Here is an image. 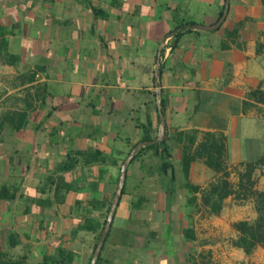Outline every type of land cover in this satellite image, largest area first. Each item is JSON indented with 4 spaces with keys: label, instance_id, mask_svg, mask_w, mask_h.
Instances as JSON below:
<instances>
[{
    "label": "crops",
    "instance_id": "1",
    "mask_svg": "<svg viewBox=\"0 0 264 264\" xmlns=\"http://www.w3.org/2000/svg\"><path fill=\"white\" fill-rule=\"evenodd\" d=\"M223 4L0 0V31L19 56L15 65L0 61V191L10 192L0 199V249L37 264L63 247L76 253L74 264L88 263L121 165L143 125L159 129L160 87L172 166L161 170L153 150L129 164L99 264H264V244L250 255L231 245L233 224L256 217L253 200H224L222 212L229 202L253 207L254 217L231 219L223 250L221 230L206 228L222 212L211 214L188 189L208 190L223 173L205 158L188 176L182 165L205 133H221L236 189L244 165L264 155V116L243 107L249 92L264 89V0H230L218 29L186 26L172 47L182 25L216 23ZM190 228L193 239L184 234Z\"/></svg>",
    "mask_w": 264,
    "mask_h": 264
},
{
    "label": "trees",
    "instance_id": "2",
    "mask_svg": "<svg viewBox=\"0 0 264 264\" xmlns=\"http://www.w3.org/2000/svg\"><path fill=\"white\" fill-rule=\"evenodd\" d=\"M225 7V0L223 9L219 15V19L223 14ZM194 25L193 22L186 23L181 26V31L174 34V42L172 47H175L176 41L185 33L182 32L186 26ZM187 32H192L191 29H187ZM19 60V56L10 51L8 47V41L5 39V32L0 31V61L5 64L15 65ZM160 70V68H159ZM247 99L243 103L244 110L254 109L257 113H261L264 116V89H256L247 94ZM162 111L165 116V103L162 99ZM160 118V116H159ZM160 124V121H159ZM151 127L150 124L143 125V136L142 141H150L157 137L158 127L153 131H148ZM225 136L221 133H205L203 140L196 146L194 152H187L184 154L182 159V165L185 169L186 176H188V168L196 158H205L206 165L213 169L215 172H222V176L217 179L216 183L210 185L208 190H199L197 186L188 187L190 193L193 194L192 200L195 201L194 194L200 193L203 205L211 214L219 215L223 209L224 200L234 195L236 199L247 200L252 199L254 202V209L256 217L253 220H242L235 222L233 228L237 231V237L231 241V245L234 248L242 249L245 254L250 255L259 246L264 244V188L258 189L257 185L259 182V176L264 177V155L254 161L247 162L244 165V170L239 173V182L236 189H232L231 184L228 181V172L225 171L224 155H225ZM191 141V145H193ZM165 140L161 143L144 146L142 147L133 157V162L138 158V155L147 150H153L155 155L161 158L159 168L165 171L167 168L172 166V155L169 152L168 147H164ZM159 149L161 151H159ZM98 153L92 154V162L98 160ZM70 167L67 169L69 170ZM260 173L257 175V173ZM119 178L117 179V183ZM124 193V189L122 194ZM10 192L5 185L1 187L0 199L4 200L9 198ZM111 203L108 204L106 214L110 209ZM105 219L100 231L95 237L93 245V253L96 248L98 241L100 240L101 234L106 224ZM187 239H193V230L186 229L184 231ZM17 235L14 234L11 238L10 247L15 248L17 246ZM105 243V242H104ZM92 253V255H93ZM92 255L88 260L87 264H90ZM77 255L74 251L60 248L56 254L46 255L42 261L37 264H74ZM101 256H99L96 264L100 263ZM26 257L14 258L11 253L0 249V264H25ZM192 264H198L195 261ZM201 264H212L210 261L202 262Z\"/></svg>",
    "mask_w": 264,
    "mask_h": 264
},
{
    "label": "water",
    "instance_id": "3",
    "mask_svg": "<svg viewBox=\"0 0 264 264\" xmlns=\"http://www.w3.org/2000/svg\"><path fill=\"white\" fill-rule=\"evenodd\" d=\"M229 6H230V0H225V7L223 10V14H222L221 18L216 23H214L212 25L196 24V25H192L191 27L202 29V30H208V31H213L215 29H218L226 19V16H227L228 11H229ZM160 55H161V49L159 50V53H158V62H159ZM160 79H161V77H160L159 73L157 72L156 73V84L157 85H159ZM156 104H157V108H158V112H159V116H160V126L158 129L157 137L153 140L142 141L141 143H139L128 154V156L124 160L123 164L121 165L117 190L115 192L113 201H112L110 209L108 211L105 227H104L103 232L101 234L100 240L98 241V243L96 245V248H95L94 253L92 255V259H91L90 264H96L98 261V258L100 256V253H101L103 245H104V242H105L106 237L109 233L111 223H112V220H113V217L115 214L116 207H117L118 202L122 196V192H123L125 182H126V177H127V169H128L129 164L131 163L133 157L142 147L161 143L165 138V135H166L165 134L166 119H165V116H164L163 111H162V94H161V88L160 87H158V89L156 90Z\"/></svg>",
    "mask_w": 264,
    "mask_h": 264
},
{
    "label": "rangeland",
    "instance_id": "4",
    "mask_svg": "<svg viewBox=\"0 0 264 264\" xmlns=\"http://www.w3.org/2000/svg\"><path fill=\"white\" fill-rule=\"evenodd\" d=\"M260 173L258 172L257 175H259ZM260 181L258 182L257 186H263L264 185V177L259 176ZM50 187L49 182L46 181V183L44 184L43 190L44 192H46L48 190V188ZM47 194H49V192H47ZM239 216H244V218H249V219H253L254 217V209L253 207H233V205H231L229 202L226 203V206L222 212V221L217 222V223H210L208 225H206V228L208 227V229H212L215 228L220 229L221 230V239H219L218 241H220L222 243L223 246V250H225L226 248H229L227 246L230 245V239L232 238V231H231V227L229 225L231 219H235ZM48 223V222H47ZM199 228H202L201 226ZM203 228H205L203 226ZM207 230V229H206ZM207 232H209V230H207ZM207 239H216L213 238L212 236H210V238ZM210 240V241H211ZM227 250V249H226Z\"/></svg>",
    "mask_w": 264,
    "mask_h": 264
}]
</instances>
